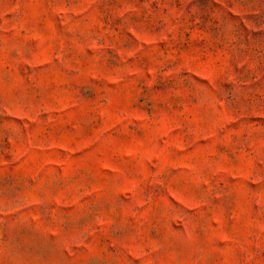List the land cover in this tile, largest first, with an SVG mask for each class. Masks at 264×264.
<instances>
[{
	"label": "rangeland",
	"instance_id": "rangeland-1",
	"mask_svg": "<svg viewBox=\"0 0 264 264\" xmlns=\"http://www.w3.org/2000/svg\"><path fill=\"white\" fill-rule=\"evenodd\" d=\"M0 264H264V0H0Z\"/></svg>",
	"mask_w": 264,
	"mask_h": 264
}]
</instances>
